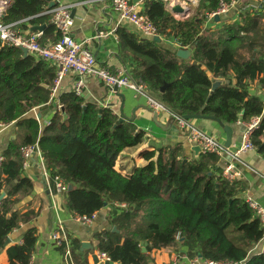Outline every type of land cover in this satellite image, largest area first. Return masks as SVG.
I'll list each match as a JSON object with an SVG mask.
<instances>
[{
    "label": "trees",
    "instance_id": "obj_1",
    "mask_svg": "<svg viewBox=\"0 0 264 264\" xmlns=\"http://www.w3.org/2000/svg\"><path fill=\"white\" fill-rule=\"evenodd\" d=\"M201 1V9L185 20L175 19L165 0L144 3V13L160 36L173 39L179 49H191L193 56L181 60L177 50L122 29L120 42L132 64L130 74L175 114L215 118L229 126L259 119L251 141L264 159V102L250 94L254 83L264 91V3L246 10L241 2L239 21L213 30L205 28L208 16L222 1L233 0ZM52 2L11 0L2 21L45 26L43 38L53 35L58 41L60 35L46 14ZM55 78V67L24 57L20 48L0 40V124L15 123L22 129L21 139L3 154L0 170V196L5 194L0 201V249L13 231L37 216L17 208L34 189L32 180L22 177L23 150L37 145L52 187L57 176L75 187L63 194L71 213L91 217L107 204L129 206L112 213L117 233L112 229L96 236L98 251L111 264H149L151 253L179 244L190 259L264 264V254L250 256L264 239V227L239 197L238 184L223 177L221 158L200 153L188 159L181 146L161 148L147 151L145 166L124 175L116 169L117 160L126 150L143 146L145 133L133 123L117 125L111 109L73 93L52 100ZM219 79L226 82L211 95ZM51 101L54 114L42 132L36 119L26 117ZM69 240L74 263L88 264L79 257L88 255L80 252V242ZM37 242V228L25 232L22 244L8 249L9 264H31Z\"/></svg>",
    "mask_w": 264,
    "mask_h": 264
},
{
    "label": "crops",
    "instance_id": "obj_2",
    "mask_svg": "<svg viewBox=\"0 0 264 264\" xmlns=\"http://www.w3.org/2000/svg\"><path fill=\"white\" fill-rule=\"evenodd\" d=\"M171 1L173 6H182L187 12L186 15L173 14L172 9L168 7L167 10L177 20L188 19L196 14L202 6L201 0H193L186 3H183L184 0ZM54 2L56 5H64L71 8V16L74 22L71 35L77 42L90 41L89 49L94 54L97 65L100 68H106L112 73L121 71L130 74L132 64L122 51L120 30L125 29L141 38L143 37L131 24L120 19L112 10L109 1L54 0ZM242 2L255 8L261 3V0H242ZM142 8H144V5H142ZM239 19V15L234 13L222 16L219 22L208 18L205 28L221 29L224 24L235 23ZM19 27L23 35L34 32L28 22L21 24ZM54 37L53 35L47 36L42 38L41 41L43 44L54 43L56 42ZM161 40V44L165 48L179 50L173 39L166 40L161 38ZM185 49L191 53L188 59L190 60L193 52L191 49ZM86 79L88 81L84 82V99L87 103L100 108L111 109L119 120L123 102L125 101L124 114L130 119L135 118L133 122L126 123L135 124L140 131L145 133L143 146L136 149H128L119 156L116 164V169L119 172L124 175H130L135 168L145 166L143 155L147 151L161 148L181 146L188 159H194L198 156L194 152L196 147L187 140L186 131L171 120L170 114L151 110L146 98L136 95L131 90L120 89L117 93L108 89L102 82L92 76ZM78 81L79 77L77 75L68 74L61 82L58 94H71ZM225 82L221 79L214 81V83H220V86L225 84ZM250 94L264 102V91L256 83L250 86ZM151 96L154 95L151 94ZM38 112L39 109L34 110L26 119L34 118L37 120ZM53 114L54 110L49 108L48 114L41 121L37 120L40 123L42 132L45 129V123L51 121ZM190 122L225 144L226 134L218 123L209 120H192ZM229 127L233 130L232 148H236L240 146L237 141L244 137L245 124L239 122ZM21 137L22 129L17 124H0V156H3L11 145L18 142ZM229 165H233L234 171L239 175L235 182L238 184L239 197L243 200L252 197L264 207V159L262 156L256 150H253L244 152L237 161H232L229 156L221 159L220 166L223 170ZM22 177L32 180L34 189L31 195L25 198L17 208L24 213L33 211L37 216L28 224H24L20 229L13 231L8 238L6 246L0 249V264H9L8 249L22 244V236L31 228L38 229V242L31 264H70L64 258V253L55 246L53 240L54 232L61 227L71 240L79 241L81 246L86 243L94 248L93 252L80 250L81 253H88V255L79 256L81 259L87 258L88 264H93L92 255L100 253L97 249L96 236L114 229L111 220L114 219L112 213L117 208L116 204H107L97 213L96 219L90 226H84L77 222L74 218L75 214L71 213L67 208V197L58 194L52 187L50 174L46 169L41 151L31 155L27 166L23 168ZM73 188L75 187L73 186ZM145 247L143 245V248ZM186 253V248L179 244L175 247L151 253L152 261L149 264H174L177 257L186 256ZM261 254H264V239L250 251V256ZM180 264L188 263L183 261Z\"/></svg>",
    "mask_w": 264,
    "mask_h": 264
},
{
    "label": "built area",
    "instance_id": "obj_3",
    "mask_svg": "<svg viewBox=\"0 0 264 264\" xmlns=\"http://www.w3.org/2000/svg\"><path fill=\"white\" fill-rule=\"evenodd\" d=\"M97 1H109L112 10L120 17V19L131 24L142 37L151 40L155 37L162 38L159 34L158 28L149 20L144 13V8H142V5H144L147 0H139L138 2L135 0ZM188 1L193 0H184L183 3ZM165 2L167 8L173 7V2L171 0H165ZM241 2L242 0H233L230 3L222 1L218 11L210 14L208 18L213 21L216 16H228L232 13L240 15L242 12ZM261 3H264V0H261ZM10 5V0H0V40L10 47L24 48L28 51L29 55L35 57L37 60L45 61L55 67L56 78L52 88V100L58 95L60 84L68 74L73 73L79 77V81L76 83L72 92L77 97L84 96V79L92 76L102 82L111 91H114L115 88H118V90H131L136 95L145 97L151 110L170 114L174 117L176 124L186 131L188 142L195 147H199L200 153L202 154L216 155L221 159L225 156H229L232 161H237L244 152L255 150L251 138L255 130L259 127V119L253 120L250 124L245 125L242 145L236 148L226 149L222 142L200 130L190 121L184 120L181 115L170 113V110L163 103L154 99V97L151 96L149 89L144 84L134 80L131 74L121 71L118 73H112L106 68H100V70L97 71L95 69L97 66L96 58L89 49L90 41L77 42L71 35L74 22L71 16V8L69 6L56 5L55 8L46 13L51 15V23L55 26L60 38L54 43L43 44L41 41L43 38V32H31L28 35H23L19 30V26L28 22V20L8 24L2 21ZM250 9H254V7L246 6V10ZM50 124V121L46 122L44 125L45 128L50 126ZM35 152L40 153L37 145L27 147L23 150V168L27 166L31 155ZM3 163L4 157L0 156V170ZM238 176V173L234 171L233 165L227 166L223 171V177L231 183L236 182ZM53 182L58 194L63 195L68 192L69 185L62 178L57 176L54 178ZM245 202L249 208L255 212L264 227V207L252 197L246 198ZM116 207L121 211H127L129 209V206L126 204H116ZM96 217L97 213L91 217L75 215L74 218L80 224L90 226ZM53 240L57 248L65 249L64 258L70 264H74L71 251V241L62 227L54 232ZM97 256L102 264H105L106 262L111 264L107 255L98 253ZM183 261L188 264H235L203 260L199 257L190 259L187 255L177 257L174 264H180Z\"/></svg>",
    "mask_w": 264,
    "mask_h": 264
},
{
    "label": "water",
    "instance_id": "obj_4",
    "mask_svg": "<svg viewBox=\"0 0 264 264\" xmlns=\"http://www.w3.org/2000/svg\"><path fill=\"white\" fill-rule=\"evenodd\" d=\"M135 1L138 2L139 0H135ZM55 6H56V3H55V2H52V3L49 5V7H48V11L52 10L53 8H55ZM171 9H172V13H173V14H177V15H186V14H187V12L185 11V9H184L182 6H178V5H177V6H173ZM221 18H222V16H216V17H215V20H216L217 22H219ZM45 29H46L45 26H43V27H36V28H33V31H34V32H43ZM153 40H154V42H156V43H158V44H161V43H162V40H161V38H159V37H155ZM20 50L23 52L24 57H28V56H29V53H28V51H27L26 49H24V48H20ZM176 56H177V58H179V59H181V60H188V59L190 58V56H191V53H190L189 50H186V49H182V48H181V49H179V50L177 51ZM95 69H96L97 71H99V70H100V67L97 65V66L95 67ZM87 81H88L87 79H84V82H85V83H86ZM219 86H220V83H214L213 88H212V91H211V95L214 93V91H215ZM165 89H166V87L162 88L160 93L163 94L164 91H165ZM114 91L118 93V88H115ZM83 98H85V97L83 96ZM123 100H124V99H123ZM54 102H55L56 105L58 104V101H57V100H55ZM52 103H53V101H51L50 104L45 105V106H42L41 108H39V112L37 113V117H36L37 120L41 121V120H42V119L48 114V112H49V108H50V106H51ZM124 105H125V101L123 102V106H122L121 113H120V117H121V118L118 120L117 125H119V124H121V123H125V122H133V121L135 120V118L130 119V118L126 117V115L124 114ZM61 110H62V113L65 115V111H64V109L61 108ZM169 112H170V113H173L172 111H169ZM182 117H183L184 120H186V121H192V120H209V121H213V122L218 123V124L223 128L224 133L226 134V142H225V144H224L225 148H226V149H232V147H233V140H232L233 130H232V128H230L229 126H225L220 120L215 119V118H205V117H202V116H182ZM171 120H172L173 122H175L174 117H172V116H171ZM117 125L114 127V129L117 127ZM114 129H113V130H114ZM243 133H245V130L243 131ZM237 143H238L239 145H242V144H243V138L239 139V140L237 141ZM194 152H195L196 155H199V154H200V148H199V147H196V148L194 149ZM72 190H73V186H69V190H68V192L70 193V192H72ZM4 197H5V194H2V195L0 196V201H1ZM113 231H114L115 233L118 232L116 228H114ZM81 250H82V251L86 250V251H89V252H93V251H94V248H93L92 246H90L89 244L84 243V244H82V246H81ZM142 252H143V253H146L147 251H146L145 248H143V249H142ZM199 258H201V257H199ZM92 261H93V264H102V263L100 262L98 256H97V254H93V255H92ZM105 264H110V263H109V262H106Z\"/></svg>",
    "mask_w": 264,
    "mask_h": 264
},
{
    "label": "rangeland",
    "instance_id": "obj_5",
    "mask_svg": "<svg viewBox=\"0 0 264 264\" xmlns=\"http://www.w3.org/2000/svg\"><path fill=\"white\" fill-rule=\"evenodd\" d=\"M244 5H245V7L248 6V5H246V3H245ZM153 97H154V99H156L157 101L163 103V102H162L157 96L154 95ZM163 104H164V103H163Z\"/></svg>",
    "mask_w": 264,
    "mask_h": 264
}]
</instances>
